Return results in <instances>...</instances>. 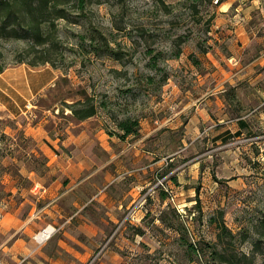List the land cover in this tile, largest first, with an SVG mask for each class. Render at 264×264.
<instances>
[{"label": "rangeland", "instance_id": "374dc122", "mask_svg": "<svg viewBox=\"0 0 264 264\" xmlns=\"http://www.w3.org/2000/svg\"><path fill=\"white\" fill-rule=\"evenodd\" d=\"M221 1L86 0L82 12L55 22L54 66L29 65L27 40L0 41L1 101L17 108L15 116L0 108V179L25 183L33 172L47 180L45 152L74 156L80 177L91 172L89 191H101L85 210L103 234L87 264H201L207 245L222 247L220 213L233 234L227 250L264 264L256 227L264 216V110L235 98L224 109L211 103L219 89L231 99L228 77L245 87L262 67L228 42L231 14ZM86 97L96 113L74 118L69 105ZM126 117L137 119L138 132L120 137L116 121ZM168 206L199 256L160 222Z\"/></svg>", "mask_w": 264, "mask_h": 264}, {"label": "crops", "instance_id": "0c3cea01", "mask_svg": "<svg viewBox=\"0 0 264 264\" xmlns=\"http://www.w3.org/2000/svg\"><path fill=\"white\" fill-rule=\"evenodd\" d=\"M220 3L222 12L231 14L228 18L232 21L227 25L231 33L228 42H239L252 58L248 64L252 63L256 70L262 68L255 72L254 82L248 78L245 87L238 86L234 77H228L234 88L231 99L226 98L225 89H219L211 92L216 97L213 96L211 103L224 109L233 106L236 99L242 104H253L255 110H264V0H222ZM227 57L234 58L232 54ZM11 74L22 78L16 71ZM4 76L5 72L0 73L2 83L6 80ZM241 78L243 76L236 75V80ZM4 87L0 84L1 92ZM0 108L12 116L17 113L15 105L1 101V93ZM45 154L49 157L51 174L47 180L33 172H26L25 183L15 176L4 175L0 179V264H87L97 238L103 234L97 220L85 210L87 203L101 191H89L93 192L86 179L92 176L91 172L80 177L83 169L76 167L74 156ZM46 225L55 227L56 231L37 243L33 236ZM94 264L107 263L100 259Z\"/></svg>", "mask_w": 264, "mask_h": 264}, {"label": "trees", "instance_id": "16d2710c", "mask_svg": "<svg viewBox=\"0 0 264 264\" xmlns=\"http://www.w3.org/2000/svg\"><path fill=\"white\" fill-rule=\"evenodd\" d=\"M200 1L202 0H191L193 6ZM219 1L221 0L216 2ZM85 3L86 0H0V41L7 38L27 40L34 54V57L27 61L29 65L35 66L48 62L54 66L55 59L53 56L57 46L56 37L54 36L55 22L59 19L69 20L70 10L72 9L76 12H82L85 8ZM36 47L41 48L39 55H37V50H35ZM26 52H29V50ZM109 52L112 55L115 54L112 49H109ZM18 62H25V58L21 57ZM3 68V65H0V72ZM69 109L72 116L79 120L88 118L96 113V106L87 97L82 101L78 100L71 103ZM237 122L241 128L247 124L240 117H238ZM116 126L122 132L119 134L120 137L128 134L136 135L138 132V121L134 118L126 117L120 119L116 121ZM239 132L236 131L237 134ZM162 198H165L164 194H162ZM166 213H171V216L167 217ZM178 218L179 214L169 206L168 210H164L159 214L160 222L164 226L172 227L181 232V238L187 251L199 256L202 248L188 239L185 227L176 220ZM257 223L256 227L260 231L259 234L264 236V216L260 217ZM216 226V242L220 243L222 247L219 249L216 244L207 245L209 247V258L201 264H245L243 262L246 258L244 254L238 255L234 250H227L233 234L224 224L221 213L216 220Z\"/></svg>", "mask_w": 264, "mask_h": 264}, {"label": "built area", "instance_id": "2783aa9c", "mask_svg": "<svg viewBox=\"0 0 264 264\" xmlns=\"http://www.w3.org/2000/svg\"><path fill=\"white\" fill-rule=\"evenodd\" d=\"M55 231H56L55 227L46 225L41 230H39L37 233H35L33 237L37 243H42L43 241L48 239ZM98 252L92 257L91 261H93L96 258Z\"/></svg>", "mask_w": 264, "mask_h": 264}]
</instances>
